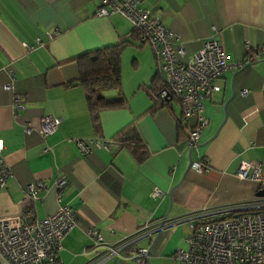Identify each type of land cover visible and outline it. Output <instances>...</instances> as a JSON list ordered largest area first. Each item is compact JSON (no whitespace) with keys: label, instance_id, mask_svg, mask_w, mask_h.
<instances>
[{"label":"crops","instance_id":"1","mask_svg":"<svg viewBox=\"0 0 264 264\" xmlns=\"http://www.w3.org/2000/svg\"><path fill=\"white\" fill-rule=\"evenodd\" d=\"M140 4L179 35L181 60L200 48L212 28L227 56L228 67L216 80L219 89L202 100L208 119L198 137L202 145L191 150V162L205 159L203 173L187 167L185 141L195 115L182 119L174 99L146 111L156 102L147 87L158 72L157 61L150 46L132 37L123 16L97 15L99 0H0V157L11 172L0 187V216L20 211L25 185L40 180L44 187L33 202V216L43 217L63 204L75 211L77 224L63 236L58 251L63 264H121L116 256L101 259V249L91 247L86 229L113 243L164 216L159 230L134 245L148 249L149 264H179L173 254L187 247L194 214L213 211V217L220 216L217 208L256 196L255 180L235 174L240 161L259 162L264 173V56L253 54L252 62L235 66L247 50L264 47V0ZM46 31L56 33L48 39ZM121 38L134 42L120 55L125 106L100 109L93 121L83 88L73 82L78 75L74 57ZM7 68L13 72V90L2 87ZM101 94L112 99L117 90ZM14 95L23 104L16 115ZM46 114L59 118L55 130L44 135L23 130L26 123L37 127ZM131 122L144 144L140 159L112 139ZM98 138L106 140V148L89 144L82 152L73 141ZM58 177L65 183L57 197L53 180ZM154 186L160 195H150Z\"/></svg>","mask_w":264,"mask_h":264},{"label":"built area","instance_id":"2","mask_svg":"<svg viewBox=\"0 0 264 264\" xmlns=\"http://www.w3.org/2000/svg\"><path fill=\"white\" fill-rule=\"evenodd\" d=\"M141 0H99L96 14H120L138 32L141 41L147 43L154 52L157 68L163 74L164 86L158 92V99L167 103L174 99L182 109V119L195 115L194 124L189 128L185 147H194L198 142L201 130L208 119L203 112L202 100L211 92L218 90L216 80L228 67L227 56L222 44L214 35L205 38L200 48L194 51L186 61L181 60L184 48L178 43L179 35L165 27L158 15L140 4ZM56 33V32H54ZM53 33V34H54ZM52 33L46 31V38ZM253 54L264 53V47L252 50ZM244 57L235 66L249 63ZM7 80L2 84L4 89L13 90L14 77L11 68L6 69ZM264 87V78L262 80ZM246 89L241 90L245 93ZM12 108L15 115L23 108L18 96H13ZM59 118L50 114L40 116L39 125L34 127L24 124L23 130H36L41 135L57 128ZM77 147L85 152L88 145L106 148L103 139H74ZM2 144L0 142V150ZM208 165L205 159L194 160L190 168L203 173ZM261 164L255 161H240L236 176L251 178L258 182L259 189L264 187V173ZM9 167L0 157V187L10 175ZM65 183V178L53 180L57 197ZM40 180L25 185L23 201L25 206L13 213L0 216V261L4 264H63L58 257L61 240L67 231L77 224L75 211L71 206L58 205L50 214L43 217L33 216L32 205L42 189ZM161 194L160 188L154 186L151 196ZM212 211V210H211ZM212 212H197L192 216L193 231L187 237V247L177 249L173 256L179 264H264V195L235 204H227ZM227 214H229L227 216ZM237 214V215H235ZM163 225V222L144 223L133 232L120 236L115 242L108 243L95 229L89 227L86 234L91 237V247L101 249V259L116 256L121 264H146L148 249L134 245V241L147 236Z\"/></svg>","mask_w":264,"mask_h":264},{"label":"trees","instance_id":"3","mask_svg":"<svg viewBox=\"0 0 264 264\" xmlns=\"http://www.w3.org/2000/svg\"><path fill=\"white\" fill-rule=\"evenodd\" d=\"M131 35L137 42L145 43L140 40L138 32L133 28ZM133 43L131 40L121 38L114 44L88 50L74 57L78 66V75L73 82L80 84L83 88L87 107L93 121H96L97 112L100 109L125 106L126 99L120 92V55L125 46ZM262 56H264V53ZM244 57L250 58L249 63L254 60L253 53L249 50H247ZM159 73L161 74L158 70L153 75L147 87L152 95L155 96L156 102L146 111H151L168 103H162L158 99V92L165 84L163 76ZM109 88L117 90L115 98L107 99L101 94L103 89ZM112 139L118 142L120 146L126 147L136 159L144 156V144L132 122L119 129ZM215 218H218V216Z\"/></svg>","mask_w":264,"mask_h":264},{"label":"water","instance_id":"4","mask_svg":"<svg viewBox=\"0 0 264 264\" xmlns=\"http://www.w3.org/2000/svg\"><path fill=\"white\" fill-rule=\"evenodd\" d=\"M261 60L263 61L264 58L261 59ZM203 143H205V142H203ZM197 145H202V144H199V143H198ZM192 149H193V147L188 148V152H187V156H188V165H187V167H189V165H190V163H191V150H192ZM255 195H256V196L264 195V187L258 189V190L256 191ZM165 215H166V214H165ZM235 215H237V214H235ZM164 220H165V216L163 217L162 222H163ZM146 264H149L148 260H147Z\"/></svg>","mask_w":264,"mask_h":264},{"label":"rangeland","instance_id":"5","mask_svg":"<svg viewBox=\"0 0 264 264\" xmlns=\"http://www.w3.org/2000/svg\"><path fill=\"white\" fill-rule=\"evenodd\" d=\"M145 46L149 47V45H148L147 43L145 44ZM129 68H130V67H128V68L126 67V70H124V71H123V75H124V77H126V76H127V73H126V71H127V70L129 71ZM193 149H194V148H193ZM255 182L258 184V182H257V181H255ZM252 199H254V197H252V198L248 199V201H249V200H252ZM242 202H244V201H242ZM238 203H240V202H238Z\"/></svg>","mask_w":264,"mask_h":264}]
</instances>
